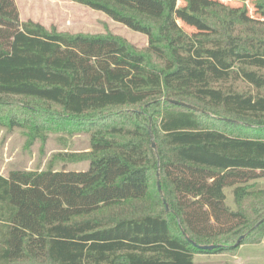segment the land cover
<instances>
[{
  "label": "trees",
  "instance_id": "obj_1",
  "mask_svg": "<svg viewBox=\"0 0 264 264\" xmlns=\"http://www.w3.org/2000/svg\"><path fill=\"white\" fill-rule=\"evenodd\" d=\"M71 1L148 48L49 31L0 0V127L30 144L55 128L89 138L58 153L61 169L0 174V264H196L261 243L264 0L255 15L222 0Z\"/></svg>",
  "mask_w": 264,
  "mask_h": 264
},
{
  "label": "rangeland",
  "instance_id": "obj_2",
  "mask_svg": "<svg viewBox=\"0 0 264 264\" xmlns=\"http://www.w3.org/2000/svg\"><path fill=\"white\" fill-rule=\"evenodd\" d=\"M21 21L32 20L41 23L49 31L68 34L115 35L126 40L140 51L148 48V37L127 26L114 21L108 15L71 0H15ZM232 6L246 5L255 15L254 0H222ZM185 27V26H184ZM189 32L192 30L188 27ZM244 90L245 85L239 84ZM58 129L46 133L45 141L29 143L28 131L15 128L8 130L0 127V174L7 176L12 170H46L50 166L61 169L63 162L58 161L61 151L83 152L89 148L87 135L65 136L60 140ZM87 162H71L67 170H85ZM264 187V180L258 181ZM228 204L235 209L233 197L229 194ZM261 208L262 203L250 202V207ZM196 264H264V239L259 244H247L233 254H198Z\"/></svg>",
  "mask_w": 264,
  "mask_h": 264
},
{
  "label": "water",
  "instance_id": "obj_3",
  "mask_svg": "<svg viewBox=\"0 0 264 264\" xmlns=\"http://www.w3.org/2000/svg\"><path fill=\"white\" fill-rule=\"evenodd\" d=\"M174 104H177V105H182V106H186L188 108H192V109H195L197 111H201L195 107H192L190 106L189 104H186L184 102H180V101H172ZM227 121H232V122H236V121H233V120H230V119H226ZM237 123V122H236ZM149 132H150V136H151V139H152V147L154 149H156V143L154 141V134H153V131L151 129V127H149ZM157 188H158V192L160 193V195L163 197V190H162V187H161V181H160V173L159 171L157 172ZM166 208L167 210H170L169 209V206L168 204H166ZM184 235L187 239V241L195 246H198L194 241H192L187 235L186 233L184 232ZM246 237V235H242L239 240L237 241V243L235 244V246H239L240 245V242ZM199 248L201 249H204V250H212V249H215L217 248L218 246L217 245H206V246H198Z\"/></svg>",
  "mask_w": 264,
  "mask_h": 264
}]
</instances>
